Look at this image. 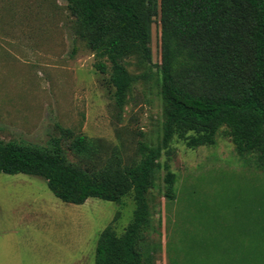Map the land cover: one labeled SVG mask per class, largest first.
Returning a JSON list of instances; mask_svg holds the SVG:
<instances>
[{
	"label": "rangeland",
	"instance_id": "1",
	"mask_svg": "<svg viewBox=\"0 0 264 264\" xmlns=\"http://www.w3.org/2000/svg\"><path fill=\"white\" fill-rule=\"evenodd\" d=\"M82 31L67 0H0V140L50 147L62 138L77 167L130 166L141 160V145L158 148L163 139L160 17L151 61L124 62L133 84L122 102L110 72L96 70ZM79 137L85 154L73 147ZM160 163L176 175L177 198H166L160 169L138 245L144 264H264V167L244 164L226 127L215 146L195 150L175 137ZM135 210L133 192L118 204L74 205L42 178L0 173V264H95L101 233L112 225L124 234Z\"/></svg>",
	"mask_w": 264,
	"mask_h": 264
},
{
	"label": "trees",
	"instance_id": "2",
	"mask_svg": "<svg viewBox=\"0 0 264 264\" xmlns=\"http://www.w3.org/2000/svg\"><path fill=\"white\" fill-rule=\"evenodd\" d=\"M67 2L95 53L96 70L110 72L120 102L133 84L124 62L133 55L151 61L152 26L160 17L166 118L161 146L141 145V160L130 166L110 162L90 172L68 162L62 138L53 137L50 147L0 140V173L42 178L58 199L74 205L90 198L118 204L133 192V222L120 236L112 225L101 233L95 264H144L138 245L150 226L148 194L157 188L160 169L166 171V198H177L176 175L160 163L175 137L195 150L215 146L226 127L244 164L264 167V0ZM59 129L70 138V131ZM73 147L80 154L89 150L85 137Z\"/></svg>",
	"mask_w": 264,
	"mask_h": 264
}]
</instances>
